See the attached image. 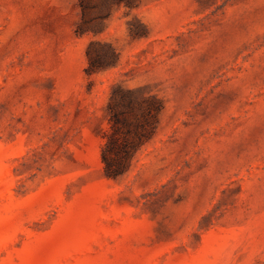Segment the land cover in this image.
I'll return each mask as SVG.
<instances>
[{
    "label": "rangeland",
    "instance_id": "374dc122",
    "mask_svg": "<svg viewBox=\"0 0 264 264\" xmlns=\"http://www.w3.org/2000/svg\"><path fill=\"white\" fill-rule=\"evenodd\" d=\"M0 264H264V0H0Z\"/></svg>",
    "mask_w": 264,
    "mask_h": 264
},
{
    "label": "trees",
    "instance_id": "16d2710c",
    "mask_svg": "<svg viewBox=\"0 0 264 264\" xmlns=\"http://www.w3.org/2000/svg\"><path fill=\"white\" fill-rule=\"evenodd\" d=\"M93 45L94 44L92 43L90 45V48ZM88 53H89V51H88ZM156 109H157V111H160L162 109V106L160 105V103H159V105L157 106ZM108 147H109V143H108ZM130 152H131V149L129 147H126L125 153H126L127 156L130 154ZM125 161H126V159H125ZM103 162L106 165V175H107V177H109V178H116V177H118L120 175L121 172H119L118 170H115L114 168H111V166L109 165V160L107 159V157L105 156V154H103Z\"/></svg>",
    "mask_w": 264,
    "mask_h": 264
}]
</instances>
